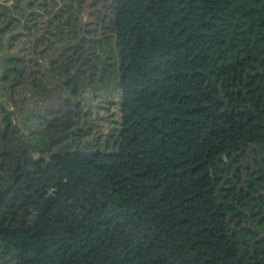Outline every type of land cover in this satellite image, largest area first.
<instances>
[{"label": "trees", "instance_id": "obj_1", "mask_svg": "<svg viewBox=\"0 0 264 264\" xmlns=\"http://www.w3.org/2000/svg\"><path fill=\"white\" fill-rule=\"evenodd\" d=\"M0 264H264V0L1 3Z\"/></svg>", "mask_w": 264, "mask_h": 264}, {"label": "rangeland", "instance_id": "obj_2", "mask_svg": "<svg viewBox=\"0 0 264 264\" xmlns=\"http://www.w3.org/2000/svg\"><path fill=\"white\" fill-rule=\"evenodd\" d=\"M10 3L11 0H0L1 3ZM85 12H89V10H86ZM87 19V16H86ZM93 98V95H85L82 96V100L84 106H86V101L89 103H92L93 101L91 100ZM100 100H103L101 103ZM100 100H94L92 107L87 110L85 109V112L88 113V119L89 122H91V125H94L95 128H98L100 132L104 133L107 136H109L110 133H115V122L119 120L118 116V107H117V100L118 97L115 94L114 96H107L104 95L103 99ZM53 103V102H52ZM54 104V103H53ZM51 102L48 104H42L41 109L42 112L46 111L47 107H50ZM100 117H96V115ZM16 120V119H15Z\"/></svg>", "mask_w": 264, "mask_h": 264}]
</instances>
